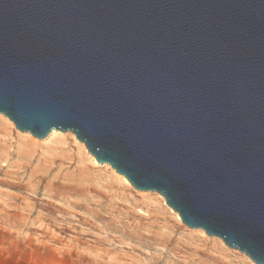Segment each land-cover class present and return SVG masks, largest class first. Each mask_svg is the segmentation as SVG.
<instances>
[{
	"label": "water",
	"instance_id": "95a60500",
	"mask_svg": "<svg viewBox=\"0 0 264 264\" xmlns=\"http://www.w3.org/2000/svg\"><path fill=\"white\" fill-rule=\"evenodd\" d=\"M0 114L264 264V0H0Z\"/></svg>",
	"mask_w": 264,
	"mask_h": 264
},
{
	"label": "rangeland",
	"instance_id": "374dc122",
	"mask_svg": "<svg viewBox=\"0 0 264 264\" xmlns=\"http://www.w3.org/2000/svg\"><path fill=\"white\" fill-rule=\"evenodd\" d=\"M6 117L0 264H257L187 226L159 192L137 190L111 165L94 162L73 131L37 143Z\"/></svg>",
	"mask_w": 264,
	"mask_h": 264
},
{
	"label": "bare ground",
	"instance_id": "6f19581e",
	"mask_svg": "<svg viewBox=\"0 0 264 264\" xmlns=\"http://www.w3.org/2000/svg\"><path fill=\"white\" fill-rule=\"evenodd\" d=\"M6 116H7V115H5V114H1V115H0V118L6 119V118H7ZM11 122H12V121H11ZM61 131H62V130H59V129L53 128V129L51 130V132L46 136V138H50V139H49V143H57V142H60V141H62L63 139H65V138H66V135L63 134ZM24 137H30L31 139H33L34 141H36L37 143H39L38 138H36L37 136H34L30 131L25 132ZM75 137H76V136H75ZM76 139H77V137H76ZM83 144H84V143H83ZM83 146H84V145H83ZM91 157H92V159H93L94 162L99 163L98 160L96 159V157H95L93 154H91ZM106 165L109 166L110 164L106 163L105 166H106ZM113 170L115 171L116 174H118V176L121 178V180H122L124 183L131 184V182L127 179L126 176H124V175L118 173V172L116 171V169H114V168H113ZM164 200H165V198H164ZM176 216H177L179 219L181 218V217H180V214H179L178 212H177Z\"/></svg>",
	"mask_w": 264,
	"mask_h": 264
}]
</instances>
